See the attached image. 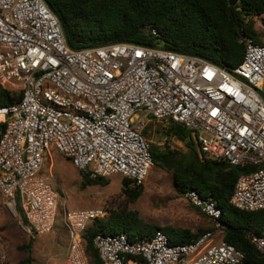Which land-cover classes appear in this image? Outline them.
Segmentation results:
<instances>
[{
	"label": "built area",
	"instance_id": "built-area-1",
	"mask_svg": "<svg viewBox=\"0 0 264 264\" xmlns=\"http://www.w3.org/2000/svg\"><path fill=\"white\" fill-rule=\"evenodd\" d=\"M239 40L244 55L233 68L133 41L72 48L44 0H0V85L20 93L0 106V194L13 215L21 209L23 230L35 237L54 227L58 195L41 174L50 145L91 177L119 174L139 187L154 165L142 132L150 120L180 123L201 156L245 166L230 202L264 210V44ZM184 195L213 230L189 243H172L160 229L137 240L99 230V264H245L223 240L218 201ZM108 216L103 206L64 207L66 264H90L83 236ZM245 236L264 254V230Z\"/></svg>",
	"mask_w": 264,
	"mask_h": 264
},
{
	"label": "trees",
	"instance_id": "trees-1",
	"mask_svg": "<svg viewBox=\"0 0 264 264\" xmlns=\"http://www.w3.org/2000/svg\"><path fill=\"white\" fill-rule=\"evenodd\" d=\"M44 1L63 26L72 48L133 41L198 55L222 67L233 68L244 55V44L239 40L242 35L261 42L255 31V18L264 15V0H238L234 6L229 5L228 0ZM19 99L20 93H13L0 85V106ZM152 122L156 121L150 120L142 131L148 139ZM154 136L157 141L149 142L153 166L173 176L175 189L180 194L195 190L203 197L215 198L222 212L223 240L243 252L245 264H264V254L256 250L245 236L247 231L261 233L264 230V210H241L230 202L234 183L240 174L247 172V168L201 156L189 129L180 123H158ZM170 140L183 143L185 148L172 145ZM79 173L82 187L107 183V177H91L85 170H79ZM129 182L128 178L122 177V192L128 201L133 202L142 194L143 185L130 187ZM107 210L108 218L95 221L83 236L90 264L100 262L93 245V237L99 230L106 233L123 231L131 240H137L160 229L172 243H189L205 231L214 229L193 232L172 226L162 228L143 224L136 211ZM18 211L25 224L19 207ZM34 240L30 236L28 242L20 246L26 252L23 263L32 261Z\"/></svg>",
	"mask_w": 264,
	"mask_h": 264
},
{
	"label": "rangeland",
	"instance_id": "rangeland-1",
	"mask_svg": "<svg viewBox=\"0 0 264 264\" xmlns=\"http://www.w3.org/2000/svg\"><path fill=\"white\" fill-rule=\"evenodd\" d=\"M255 21V31L264 44V15L256 18ZM157 124L152 122L151 137L147 138L148 142L157 141L154 136ZM170 143L185 148L181 142L170 140ZM41 174L47 178L58 195L56 226L62 223L64 207L75 210L103 206L110 210H125V213L136 211L138 219L143 224L162 228L172 226L195 232L214 227V223L194 208L184 194L177 192L173 176L161 168L154 166L150 168L142 186V194L133 202L125 198L122 192V176L119 174L107 177V183L104 185L82 187L79 169L69 158L58 152L53 144L44 152ZM94 223L91 222L88 229H91ZM46 236L47 234L34 237L37 241V246L35 245L37 250L42 245H48ZM29 237L20 225L19 213L17 216L13 215L0 194V264H26L22 262L26 252L20 246L26 244ZM32 257V261L27 264H43L46 259L42 250L32 251Z\"/></svg>",
	"mask_w": 264,
	"mask_h": 264
},
{
	"label": "crops",
	"instance_id": "crops-1",
	"mask_svg": "<svg viewBox=\"0 0 264 264\" xmlns=\"http://www.w3.org/2000/svg\"><path fill=\"white\" fill-rule=\"evenodd\" d=\"M62 234L64 236H62ZM46 238L48 240V245H46L47 247L42 245L38 247L37 250L35 247L37 241L35 240L32 251L35 252L42 250V254L46 257L43 264H66L65 253L68 242V233L63 218L60 226H56L54 223L53 230L47 233Z\"/></svg>",
	"mask_w": 264,
	"mask_h": 264
},
{
	"label": "water",
	"instance_id": "water-1",
	"mask_svg": "<svg viewBox=\"0 0 264 264\" xmlns=\"http://www.w3.org/2000/svg\"><path fill=\"white\" fill-rule=\"evenodd\" d=\"M237 2H238V0H228L229 5H231V6L236 5ZM46 4H47V3H46ZM61 28H62L63 34H64V36H65L66 42H67V44H69V43H68V40H67V38H66L65 32H64V28H63L62 25H61Z\"/></svg>",
	"mask_w": 264,
	"mask_h": 264
},
{
	"label": "clouds",
	"instance_id": "clouds-1",
	"mask_svg": "<svg viewBox=\"0 0 264 264\" xmlns=\"http://www.w3.org/2000/svg\"><path fill=\"white\" fill-rule=\"evenodd\" d=\"M209 219V218H208ZM211 220V219H210ZM212 221V220H211ZM213 222V221H212ZM32 237V236H31Z\"/></svg>",
	"mask_w": 264,
	"mask_h": 264
}]
</instances>
